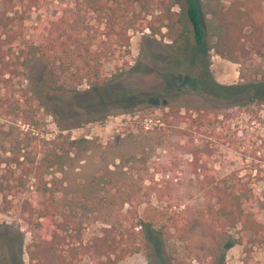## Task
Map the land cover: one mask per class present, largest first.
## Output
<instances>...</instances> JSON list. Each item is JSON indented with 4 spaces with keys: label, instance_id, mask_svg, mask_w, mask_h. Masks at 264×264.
<instances>
[{
    "label": "trees",
    "instance_id": "16d2710c",
    "mask_svg": "<svg viewBox=\"0 0 264 264\" xmlns=\"http://www.w3.org/2000/svg\"><path fill=\"white\" fill-rule=\"evenodd\" d=\"M49 2L0 0V90L2 86L14 87V79L22 74L28 76L37 96L45 89L77 92L85 88L98 95V102L91 107L137 110L138 125L119 142L104 146L96 138H72L63 133L81 122L67 127L60 124L53 140L41 148L35 146L36 153L25 154L24 160L15 157L7 161L9 173L0 175V194L7 209L14 205L9 195H16L29 181L40 197L36 205L29 199L19 204L32 231L27 247L29 264H85L86 258L90 264H121L141 251L171 264H195L194 260L198 264H227L226 250L234 244L242 246V264H264L256 256L258 250L264 251V221L253 208L264 184L262 169L253 176L257 166L247 168L243 175H239L243 168L231 169L223 176L209 173L210 159L218 150L198 142L201 134L216 128L215 119L225 104H264V77L221 83L205 52L214 48L222 57L238 62L257 55L264 63V0H74L40 18L35 25L40 35L30 41L26 22L31 9ZM175 5L180 10H174ZM156 7L159 14L149 18ZM158 22L180 27L171 42L164 44L173 59L167 76L219 101L221 108L214 115L201 106L183 110L157 101L138 108L143 100L120 85L119 80L133 68L130 31L149 28L157 33ZM109 62L116 63L110 74L105 68ZM36 64L42 67L40 74L34 69ZM31 119L23 117L33 124ZM175 136L182 149L192 154L190 162L205 173L203 177L198 174L204 204L196 210L191 205L172 210L163 220L142 217L136 209L135 219L128 225L104 218L101 231L86 238L85 221L77 213L62 210L59 192L66 169L98 154L97 167L90 168L78 185L85 207L91 205L95 213L105 210L110 216L107 209L113 208L118 191L126 192L122 201L131 205L133 199L141 203L156 191L153 177L145 174L147 164L152 152ZM12 161L21 169L20 175L15 174ZM49 175L51 179H47ZM109 183L113 185L109 187ZM196 235L204 253L192 245Z\"/></svg>",
    "mask_w": 264,
    "mask_h": 264
},
{
    "label": "rangeland",
    "instance_id": "374dc122",
    "mask_svg": "<svg viewBox=\"0 0 264 264\" xmlns=\"http://www.w3.org/2000/svg\"><path fill=\"white\" fill-rule=\"evenodd\" d=\"M51 1L40 9H31V17L26 22V38L30 41L37 40L40 35L35 27L40 18L51 12H58L61 6L74 0ZM15 8L21 9V6ZM173 9L178 11L180 7L175 5ZM154 11L155 14H150L149 18L153 19L160 12L158 7ZM156 26L157 33L149 28L144 31H130L133 68L119 80L120 85L130 90L136 98L143 100L138 108L157 101L161 105H179L183 110L188 106H201L212 111L214 115L221 108L219 101L210 95L195 92L192 86L177 78L171 80L167 76L168 65L173 59L164 44L171 42L180 27L161 26L160 22ZM210 41L213 43L214 39ZM205 52L210 58L214 77L221 83L234 84L264 77V63L257 55L238 62L222 57L214 48L208 47ZM115 64H105L108 74L116 69ZM34 69L39 74L42 72L39 64L34 65ZM14 83V87L2 86L0 90V175L9 173L7 161H11V158L19 157L24 160L25 154L36 153V145L41 148L46 142L53 140L60 132V124L67 127L69 124L81 122L80 126L67 128L63 133L72 138H96L104 146L119 142L129 131L137 130L138 115L134 114L137 110L131 111L122 106L93 108L91 106L98 102V95L85 88L77 92L45 89L37 96L29 86L28 76L22 74L14 79ZM224 107L215 119L216 128L210 133L201 134L198 141L201 145L208 144L218 150L210 159L211 168L208 172L223 176L231 169L243 168L239 174L243 175L247 168L257 166L252 176L258 169H262L260 176L264 178V104L239 106L228 103ZM23 117L34 119L33 124L24 121ZM151 124L154 126L155 123ZM177 140L178 137L175 136L171 142L152 152L147 164L149 169L145 174L148 178L153 177L156 191L145 197L143 202L139 203L135 198L132 205L128 202L124 204L122 200L127 198V194L121 190L114 199L113 208L107 209L112 213L110 216L105 210L95 213L91 205L85 207L84 196L78 184L83 181V176L90 168L97 167L99 156L94 153L89 156L88 162L83 160L75 167L66 169L63 175L64 184L59 192L62 210L67 214L77 213L85 221V236L88 238L101 231L100 227L106 224L103 222L104 218L109 217L117 224H130L135 219L136 209L142 217L163 220L172 210H180L188 205L194 210L200 208L205 199L199 189L198 176L203 177L205 173L190 162L192 154L183 150ZM10 165L13 168L17 166L13 161ZM15 169V174L20 175L21 169ZM51 178L52 175L47 177ZM148 178L146 184L150 183ZM31 182L20 186L16 195H9L14 203L10 209H7L8 205L0 194V264H29L27 247L32 241V231L20 211L19 204L25 199L37 204L40 197ZM111 185L113 183L108 184L109 187ZM111 194H115L114 190ZM253 208L264 221V184L258 189ZM199 238L196 235L192 245L200 253H204L199 248L200 244L198 246ZM242 256L241 245L234 244L226 250L227 264H242ZM256 256L264 260V251L258 250ZM165 257L167 258L166 255ZM90 263L91 260L86 258L85 264ZM194 263L198 264L195 260ZM121 264L171 263L168 259L162 262L154 255L149 258L141 251L127 257Z\"/></svg>",
    "mask_w": 264,
    "mask_h": 264
}]
</instances>
